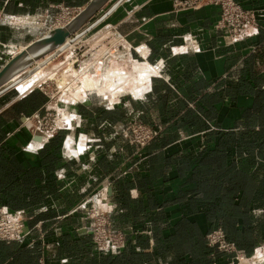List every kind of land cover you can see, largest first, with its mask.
Segmentation results:
<instances>
[{"label": "crops", "instance_id": "obj_1", "mask_svg": "<svg viewBox=\"0 0 264 264\" xmlns=\"http://www.w3.org/2000/svg\"><path fill=\"white\" fill-rule=\"evenodd\" d=\"M175 1L123 0L101 23L121 36L132 68L149 71L138 98L66 107L77 130L43 140L26 118L55 106L42 89L21 88L37 73L0 96V208L32 229L0 241V264H235L207 247L215 228L247 264H264V0H236L256 17L237 41L215 28L218 9ZM89 2L0 0V13L47 22ZM129 118L163 131L136 150L121 136ZM91 205L123 234L119 254L94 247Z\"/></svg>", "mask_w": 264, "mask_h": 264}, {"label": "built area", "instance_id": "obj_2", "mask_svg": "<svg viewBox=\"0 0 264 264\" xmlns=\"http://www.w3.org/2000/svg\"><path fill=\"white\" fill-rule=\"evenodd\" d=\"M176 10H199L203 7H214L219 11V20L215 25L218 30H227L232 41H237L245 35L249 28L256 27V17L253 11L244 9L236 0H178L173 4ZM80 12L79 8L60 7L55 18L58 26L65 25ZM61 27V26H60ZM122 38L115 34L114 41L101 47L99 50L90 53L87 58L78 67L77 77L74 81L75 87H80L81 79L86 77L99 78L112 63H121L128 60L129 49L121 45ZM80 85V86H78ZM73 89H75L73 87ZM83 92V91H82ZM89 91H85L86 94ZM52 117L46 114L38 118L33 124V130L39 134L43 140H48L59 130H69V125L65 122L56 125L42 124L46 117ZM28 122V118H26ZM67 127V128H66ZM163 128L160 125L151 127L138 120H130L124 131L122 138L125 144L142 150L157 138ZM107 213L94 211L92 224V242L96 250L105 255H117L125 247V238L120 232L113 231L107 225ZM106 215V216H105ZM99 229V227H101ZM32 229L27 226L23 218L16 213H9L0 208V241L20 242L30 235ZM207 247L215 253L232 256V260L240 263L245 259L243 251L238 250L234 243L227 240L224 231L221 228H215L205 235Z\"/></svg>", "mask_w": 264, "mask_h": 264}, {"label": "rangeland", "instance_id": "obj_3", "mask_svg": "<svg viewBox=\"0 0 264 264\" xmlns=\"http://www.w3.org/2000/svg\"><path fill=\"white\" fill-rule=\"evenodd\" d=\"M55 18L56 17L52 18V20L51 19L47 20V22L44 18H38V17L19 20V19H12V18L10 19L4 17L0 13V68L4 65L6 61L9 60V58L14 56V54H16L17 52L21 51L22 48L25 47L28 43L45 35L49 30L63 26V25L58 26L55 22ZM97 19L98 16L93 18L90 24L95 22ZM111 35L112 34H110L109 32H106V29H104L103 24L98 25L88 34H86L84 37L75 41L74 42L75 45L73 44V46L70 49L67 48L65 51L59 54L54 60H52L51 62H49L47 65H45L36 72L37 73L36 76L38 77L37 79H39V82L36 85H34L32 89H34L35 87L42 89L50 96V100H52L54 104L53 106H55L54 109H49L46 112V114H50L52 115V117L50 116L46 117L42 121V124L47 123L48 125H53V122H55L56 125L58 126L59 124L64 123L65 120L69 118L71 121V125L69 126V128L72 130L73 129L77 130L75 126L80 125V121L79 119H77V116L72 117L71 116L72 113L67 112L66 107L72 106L76 108L78 105L85 102L88 98L101 102L102 104H104V106H107L109 108V107H114L116 104H118L122 97L132 98V96L129 95L128 92L119 93L118 95L116 93L115 95L114 91H111L110 93V91L98 92L97 90H90L89 92L84 94V92H82L83 91L82 88L79 87L77 88L74 86V81L75 78L77 77V72H78V67L76 66V64H80L81 62H83L87 58V56L93 51L99 50L104 45L113 42L114 40H112ZM131 63H133L132 60L125 61L123 62V64L112 63L111 64L112 66L109 67L108 69L114 70L118 73L113 78L116 77L123 78L124 75L130 74V71L132 69ZM133 78L134 77L132 76V79ZM109 86L106 87L107 91L110 90ZM73 87L75 89H73ZM121 87L124 89V91H128L131 89H135V84L132 85L131 83H129V85H127L126 82L125 84L123 83ZM17 89L19 90L18 86ZM13 93L15 92L13 91ZM38 118L39 117L34 118L33 121L29 120V124L31 125L35 123V121H37ZM132 119L137 120L135 118L127 119L122 129V132L126 128L127 123ZM103 208L105 207L102 206L97 207L91 205L88 210V219H89L88 233L91 235V238L93 232L92 224L94 223L93 213L94 211L97 210H99L100 212L107 213L106 210ZM106 215L108 219L107 225L111 230L116 231L108 218V213ZM101 228L102 226L99 227V229ZM237 263L238 261H235V264ZM247 263L248 261L243 260L240 264H247Z\"/></svg>", "mask_w": 264, "mask_h": 264}, {"label": "water", "instance_id": "obj_4", "mask_svg": "<svg viewBox=\"0 0 264 264\" xmlns=\"http://www.w3.org/2000/svg\"><path fill=\"white\" fill-rule=\"evenodd\" d=\"M110 1L90 0L68 23L49 30L6 61L0 68V96L14 89L17 83L28 78L39 67L47 65L71 44L100 25L123 0H118L103 16L85 27Z\"/></svg>", "mask_w": 264, "mask_h": 264}, {"label": "bare ground", "instance_id": "obj_5", "mask_svg": "<svg viewBox=\"0 0 264 264\" xmlns=\"http://www.w3.org/2000/svg\"><path fill=\"white\" fill-rule=\"evenodd\" d=\"M41 68L42 67H39L35 72H33L25 80H28L31 76H33ZM117 74L118 73L114 70L106 69L105 72L99 78H94V77L90 76V77H86L84 79H81L80 81H81L82 85L79 88H82L83 92L90 91V90H97L98 92L99 91L100 92L101 91L102 92H104V91L109 92L110 91V93H111V91H114L115 95H116V93L118 95L119 93L128 92V94L131 95L133 98H138L141 95V93L145 90L147 80L149 77V71H146V70L142 69V67L138 66V67H133L130 71V74L124 75L123 78H121V77L113 78ZM132 76L134 77L133 79H132ZM14 80H16V79H14ZM25 80H23V81H25ZM23 81L17 83L16 87L19 86V84L22 83ZM38 82H39V79H33L32 78L29 81H27V83L25 85H23L21 88L23 91H25L27 89L32 88ZM126 82H127V85H129V83H131L132 85L135 84V89L124 91V89L121 87V85H123V83L125 84ZM107 86L110 87V90H108V91L106 89ZM136 91L137 92L139 91L138 95H137L138 97H135V95L133 94ZM106 92H105V94H106ZM65 123L69 126L71 125V121L69 119H66Z\"/></svg>", "mask_w": 264, "mask_h": 264}]
</instances>
